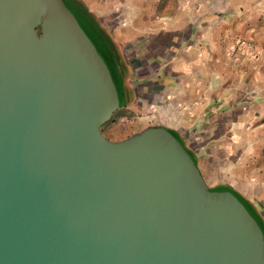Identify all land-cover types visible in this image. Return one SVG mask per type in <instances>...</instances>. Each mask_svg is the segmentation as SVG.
<instances>
[{"label":"water","instance_id":"95a60500","mask_svg":"<svg viewBox=\"0 0 264 264\" xmlns=\"http://www.w3.org/2000/svg\"><path fill=\"white\" fill-rule=\"evenodd\" d=\"M111 66L63 0H0V264H264L261 222L173 134L103 135Z\"/></svg>","mask_w":264,"mask_h":264},{"label":"crops","instance_id":"0c3cea01","mask_svg":"<svg viewBox=\"0 0 264 264\" xmlns=\"http://www.w3.org/2000/svg\"><path fill=\"white\" fill-rule=\"evenodd\" d=\"M122 79L114 141L162 127L264 228V0H78ZM247 41L233 54L235 42ZM122 138V139H118Z\"/></svg>","mask_w":264,"mask_h":264},{"label":"trees","instance_id":"16d2710c","mask_svg":"<svg viewBox=\"0 0 264 264\" xmlns=\"http://www.w3.org/2000/svg\"><path fill=\"white\" fill-rule=\"evenodd\" d=\"M63 3L65 7L69 10V12L72 14V16L75 18L81 29L91 39L95 47L98 49L100 55L107 60L109 66H115L117 63V56L115 53L114 46L99 29V23L94 19L91 14L87 12L82 3L78 0H63ZM119 80L121 89L123 90L122 79L120 77ZM113 116L110 118L109 121H112Z\"/></svg>","mask_w":264,"mask_h":264},{"label":"rangeland","instance_id":"374dc122","mask_svg":"<svg viewBox=\"0 0 264 264\" xmlns=\"http://www.w3.org/2000/svg\"><path fill=\"white\" fill-rule=\"evenodd\" d=\"M93 17L97 21V18H95V16ZM125 129H127V125H124L123 123L116 122L113 120L108 121L101 127V131L106 136V138L112 141H114V139L117 138L116 135H114L113 133L117 132L118 130L122 132ZM118 139H122V138H118Z\"/></svg>","mask_w":264,"mask_h":264},{"label":"built area","instance_id":"2783aa9c","mask_svg":"<svg viewBox=\"0 0 264 264\" xmlns=\"http://www.w3.org/2000/svg\"><path fill=\"white\" fill-rule=\"evenodd\" d=\"M241 48L246 49L249 55H254V46L251 42L241 41V40L236 41L233 48V54Z\"/></svg>","mask_w":264,"mask_h":264},{"label":"flooded vegetation","instance_id":"af4514ba","mask_svg":"<svg viewBox=\"0 0 264 264\" xmlns=\"http://www.w3.org/2000/svg\"><path fill=\"white\" fill-rule=\"evenodd\" d=\"M98 22V21H97ZM99 23V22H98ZM103 133V132H102ZM104 135V134H103ZM105 136V135H104ZM106 137V136H105Z\"/></svg>","mask_w":264,"mask_h":264}]
</instances>
